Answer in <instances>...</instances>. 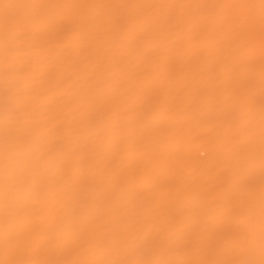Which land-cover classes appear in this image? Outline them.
Segmentation results:
<instances>
[{
    "label": "bare ground",
    "instance_id": "6f19581e",
    "mask_svg": "<svg viewBox=\"0 0 264 264\" xmlns=\"http://www.w3.org/2000/svg\"><path fill=\"white\" fill-rule=\"evenodd\" d=\"M0 264H264V0H0Z\"/></svg>",
    "mask_w": 264,
    "mask_h": 264
}]
</instances>
